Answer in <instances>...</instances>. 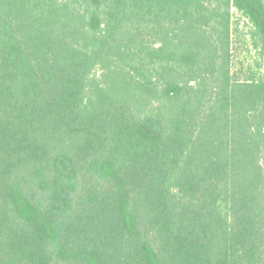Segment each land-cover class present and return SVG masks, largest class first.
Listing matches in <instances>:
<instances>
[{"label": "trees", "instance_id": "1", "mask_svg": "<svg viewBox=\"0 0 264 264\" xmlns=\"http://www.w3.org/2000/svg\"><path fill=\"white\" fill-rule=\"evenodd\" d=\"M0 0V264H264V80L230 9Z\"/></svg>", "mask_w": 264, "mask_h": 264}, {"label": "rangeland", "instance_id": "2", "mask_svg": "<svg viewBox=\"0 0 264 264\" xmlns=\"http://www.w3.org/2000/svg\"><path fill=\"white\" fill-rule=\"evenodd\" d=\"M231 51L234 74L264 80V46L257 29L240 11L230 9ZM264 165V158L262 160Z\"/></svg>", "mask_w": 264, "mask_h": 264}]
</instances>
